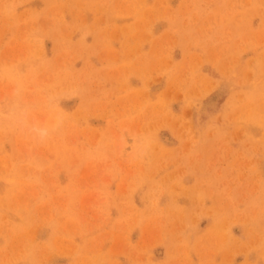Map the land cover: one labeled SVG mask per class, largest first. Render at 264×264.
I'll return each mask as SVG.
<instances>
[{
    "label": "rangeland",
    "instance_id": "1",
    "mask_svg": "<svg viewBox=\"0 0 264 264\" xmlns=\"http://www.w3.org/2000/svg\"><path fill=\"white\" fill-rule=\"evenodd\" d=\"M0 264H264V0H0Z\"/></svg>",
    "mask_w": 264,
    "mask_h": 264
}]
</instances>
